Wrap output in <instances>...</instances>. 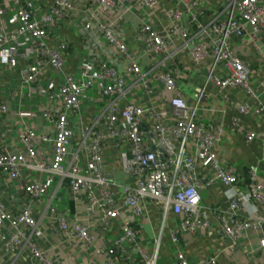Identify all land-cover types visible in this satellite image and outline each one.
Instances as JSON below:
<instances>
[{
  "label": "crops",
  "instance_id": "obj_1",
  "mask_svg": "<svg viewBox=\"0 0 264 264\" xmlns=\"http://www.w3.org/2000/svg\"><path fill=\"white\" fill-rule=\"evenodd\" d=\"M227 2L228 0H203L202 5H198V12L203 16L199 26L192 23L187 15L180 23L171 19L170 11L177 8L184 10L175 0H160L156 8L150 10L135 5L132 0H117L115 6L105 14L97 12L93 0H71L69 18L50 25L48 43L61 49L66 59L63 72L78 81L81 80V74L92 66L94 59L116 68L127 81L126 101L144 109L153 107L162 115L164 124L169 125L177 119L170 104L173 95L164 89L159 77L164 73H171L187 103L191 106L196 103L214 60L209 56L198 65L194 63L191 42L210 44V38H214L211 25L215 20L224 18L228 8ZM54 4L55 0H31L28 3L29 9L38 19L49 15ZM259 4L264 7V0H259ZM0 17L6 21L9 29H18L17 7L11 0H0ZM90 21L94 26L102 24L114 28L120 35L146 74V79L153 88L151 96L147 95L137 77L128 72L129 62L122 59L104 37L95 31L86 30V24ZM143 23L151 24L162 36L171 32L173 58L145 52L137 33ZM183 30L189 33V39L186 41L180 35ZM229 43L236 57L248 66L250 87L257 98L254 100L243 89L226 88L220 91L215 85H209L199 105L196 120L199 124L219 126L223 129L215 152L222 164L235 170L238 178L236 190L246 192L251 167L257 168V179L264 185V144L260 139L251 143L246 140L248 132L257 135L264 133V115L257 112L258 106L264 107V34L255 40L249 35L239 38L231 36ZM32 45L29 38L20 37L13 45L20 53L18 67H3L0 72V105H6L8 109L6 116L0 115V148L14 153L23 152L19 134L25 124L36 127L40 135L53 139L56 130L45 115L61 107L58 88L63 83L64 74L48 69L39 76L32 95H29L21 84V71L33 62ZM95 70L98 72V65ZM213 73L222 80L228 75L222 64L217 65ZM101 89L102 87L97 85L85 93L80 116L72 120L74 137L68 164L78 163L84 168L90 152L89 145L93 140L91 131L108 135L109 128L102 116L105 101ZM244 105L249 107V112L241 115L240 108ZM19 113H29L31 116L21 118ZM106 139L103 144L104 161L107 174L117 185L114 192L117 206L120 208V217L106 227L98 225L100 211H95L89 216L84 200L73 196L67 181L60 176L22 169L19 179H11L0 169V203L10 213H17L23 205H31L34 208L37 227L33 231L25 228V233L28 239L48 251L55 264H106L113 260L106 250L121 235L125 225L136 228L140 233L139 242L142 247L149 253L154 252L155 241L163 223V212L156 204L150 202L145 203V214L142 217L123 207L122 187L133 184V179L126 174L121 160L125 150L124 139ZM38 150L44 161L51 160L52 143L42 142ZM195 152V141H191L189 154L194 157ZM197 172L199 177L207 179H212L215 175L200 163ZM38 182L45 185L47 194L41 200L31 199L23 188ZM228 196L227 189L221 183L215 182L201 191L202 205L227 211L230 209ZM257 206V215L263 217L264 205ZM59 217H65L69 225L80 223L89 226L90 234L95 239L93 246L88 248L82 240L63 235L57 222ZM207 217L210 220L209 228L204 232L191 234L183 233L179 218L170 214L162 236L158 264H177V252L185 254L191 264H206V261L214 256L218 257L221 264H264V249H260L257 236L247 233L234 242L221 235L218 216L208 214ZM225 217L229 218L228 214ZM11 233L12 229L8 225L0 228V264H36L26 248L27 238L22 241L23 248L15 252L8 249ZM174 233L179 238L178 246L172 241ZM135 261L136 256L132 254L130 260H114L116 264H134Z\"/></svg>",
  "mask_w": 264,
  "mask_h": 264
},
{
  "label": "built area",
  "instance_id": "obj_2",
  "mask_svg": "<svg viewBox=\"0 0 264 264\" xmlns=\"http://www.w3.org/2000/svg\"><path fill=\"white\" fill-rule=\"evenodd\" d=\"M11 1L17 7L19 23L18 29L12 30L0 17V72L3 67H18L20 53L13 45L24 36L31 40L34 52L33 62L21 71V84L29 95L34 93L33 88L39 76L48 69L64 75L63 83L58 88L61 107L45 115L55 127L54 138L40 135L36 127L25 124L19 134L22 153L0 148V169L4 174L11 179H19L22 169H31L60 176L67 181L73 196L84 200L89 216L95 211H100L98 225L106 227L120 217V208L117 206L114 192L117 185L107 174L103 144L107 137L124 139L125 150L121 160L126 174L133 179V184L122 187L123 207L131 209L136 216L142 217L145 214L146 202L156 204L163 212V223L152 253L147 252L140 244L139 231L130 225H125L121 235L106 250L113 258L106 264H116L114 262L116 258L130 260L131 254L136 256L134 264H158L162 236L170 214L179 218L183 233L191 234L208 229L210 220L207 216L215 214L218 216L221 235L236 242L241 236L251 233L259 238L260 249H264V216L257 215L259 212L257 205H264V185L257 179V168L249 169L246 192H238L235 170L222 164L215 152V146L223 129L219 126L199 124L196 120L199 105L209 85H215L220 91L226 88L243 89L254 100L257 98L250 87L249 68L234 54L229 37L239 38L249 35L255 40L259 35L264 34V7L259 4V0H228L224 18L215 20L211 25L214 38H210V44L191 42V56L194 63L198 65L209 56L214 60L194 105H189L184 99L171 73L160 75L159 81L164 89L173 95L170 104L177 119L169 125L164 124L162 115L153 107L144 109L126 101L127 81L116 68L94 59L92 66L81 74L80 81L63 72L66 59L60 48L48 43L49 29L51 24L69 18V11L72 9L71 0H55L50 14L43 19H38L29 9L28 3L31 0ZM132 1L135 5L150 10L156 8L160 0ZM175 1L184 10L177 8L169 12L174 22H182L187 15L192 23L201 26L200 20L203 16L198 12V5H202L203 0ZM116 2L117 0H93L100 14L107 13ZM93 24L92 21L88 22L86 30L95 31L96 34L104 37L119 56L129 62L128 72L137 77L147 95L151 96L153 88L146 79V74L120 35L114 28ZM137 33L146 53L174 57L171 51V32L162 36L151 24L143 23ZM180 35L185 41L189 39L186 30L181 31ZM219 64H222L228 73L223 80L213 73L214 68ZM97 65L98 72L95 70ZM97 85L102 87L101 92L105 101L102 116L109 132L108 135H104L91 131L93 140L89 145L90 152L85 166L82 168L78 163H67L74 137L72 120L80 116L85 93ZM248 112L247 105L240 108L241 115H246ZM257 112L264 115V107L258 106ZM6 114H8L7 106L0 105V115L6 116ZM30 116L29 113H19L21 118ZM257 139L264 144V133L257 135L248 132L246 135L249 143ZM191 141H195L196 146L194 157L189 154ZM42 142L53 145V154L49 162L40 157L38 149ZM198 163L212 170L215 173L214 177L212 179L199 177ZM215 182L221 183L227 189L230 200V209L227 211L202 205L201 191ZM23 190L27 196L35 200H41L47 194V189L41 182L26 185ZM226 214L229 218L225 217ZM57 222L63 235L82 240L88 248L93 246L95 239L90 234L89 226L80 223L69 225L65 217H59ZM4 225L12 229L7 244L8 249L15 252L23 248L22 241L27 238L24 229L33 231L37 227L34 208L31 205H23L17 213H10L0 203V228ZM172 241L176 246L179 245L176 233L172 235ZM26 248L36 264H55L48 251L28 238ZM176 261L177 264H191L182 252H177ZM206 264L221 263L218 257L214 256L208 259Z\"/></svg>",
  "mask_w": 264,
  "mask_h": 264
}]
</instances>
